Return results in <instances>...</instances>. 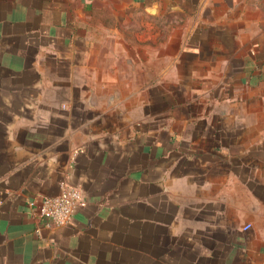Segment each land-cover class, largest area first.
Listing matches in <instances>:
<instances>
[{
  "label": "crops",
  "instance_id": "0c3cea01",
  "mask_svg": "<svg viewBox=\"0 0 264 264\" xmlns=\"http://www.w3.org/2000/svg\"><path fill=\"white\" fill-rule=\"evenodd\" d=\"M256 14L0 0V264H264ZM67 187L87 205L50 225Z\"/></svg>",
  "mask_w": 264,
  "mask_h": 264
},
{
  "label": "built area",
  "instance_id": "2783aa9c",
  "mask_svg": "<svg viewBox=\"0 0 264 264\" xmlns=\"http://www.w3.org/2000/svg\"><path fill=\"white\" fill-rule=\"evenodd\" d=\"M87 205L82 193L73 187L65 188L60 194L43 199L40 206V216L50 225L63 226L72 221L76 211ZM245 225L244 230L250 229Z\"/></svg>",
  "mask_w": 264,
  "mask_h": 264
},
{
  "label": "rangeland",
  "instance_id": "374dc122",
  "mask_svg": "<svg viewBox=\"0 0 264 264\" xmlns=\"http://www.w3.org/2000/svg\"><path fill=\"white\" fill-rule=\"evenodd\" d=\"M246 2L253 8L254 12H257L256 16L260 18L264 24V0H246Z\"/></svg>",
  "mask_w": 264,
  "mask_h": 264
}]
</instances>
